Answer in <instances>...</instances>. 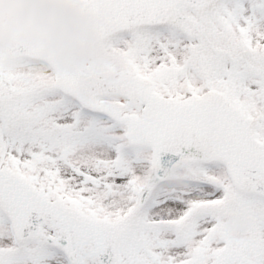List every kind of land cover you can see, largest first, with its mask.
<instances>
[{"label":"snow or ice","instance_id":"obj_1","mask_svg":"<svg viewBox=\"0 0 264 264\" xmlns=\"http://www.w3.org/2000/svg\"><path fill=\"white\" fill-rule=\"evenodd\" d=\"M82 3L113 70L0 73V264H264V0Z\"/></svg>","mask_w":264,"mask_h":264},{"label":"water","instance_id":"obj_2","mask_svg":"<svg viewBox=\"0 0 264 264\" xmlns=\"http://www.w3.org/2000/svg\"><path fill=\"white\" fill-rule=\"evenodd\" d=\"M40 3L45 8L70 15L76 21L81 38L71 42H53L47 34L31 28L13 33L0 30V44L3 47L1 57L5 61L26 60V57L42 61L54 67L57 75L62 77L113 70L112 66L101 59L87 63V57L92 56L99 47L96 21L85 11L82 0H40ZM91 87L89 81H83L80 85L81 94L86 95Z\"/></svg>","mask_w":264,"mask_h":264},{"label":"clouds","instance_id":"obj_3","mask_svg":"<svg viewBox=\"0 0 264 264\" xmlns=\"http://www.w3.org/2000/svg\"><path fill=\"white\" fill-rule=\"evenodd\" d=\"M27 28L47 34L53 42L81 38L70 15L45 8L40 0H0V30L13 33Z\"/></svg>","mask_w":264,"mask_h":264},{"label":"rangeland","instance_id":"obj_4","mask_svg":"<svg viewBox=\"0 0 264 264\" xmlns=\"http://www.w3.org/2000/svg\"><path fill=\"white\" fill-rule=\"evenodd\" d=\"M98 56L108 58L104 52H100ZM109 59V58H108ZM0 71L2 73H20L25 78H31L38 75H55V71L45 64L32 63L29 61H23L13 64H5L0 58Z\"/></svg>","mask_w":264,"mask_h":264},{"label":"trees","instance_id":"obj_5","mask_svg":"<svg viewBox=\"0 0 264 264\" xmlns=\"http://www.w3.org/2000/svg\"><path fill=\"white\" fill-rule=\"evenodd\" d=\"M0 48H1V46H0ZM101 51H102V50H101ZM101 51H100V52H101ZM102 52H103V51H102ZM101 57H103V56H101ZM104 58H105V57H104ZM105 59H107V61H109V62H110V60H109L108 58H105ZM110 63H111V62H110Z\"/></svg>","mask_w":264,"mask_h":264}]
</instances>
